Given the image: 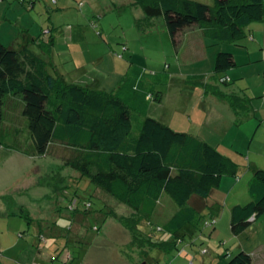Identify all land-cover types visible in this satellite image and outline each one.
I'll return each mask as SVG.
<instances>
[{
	"label": "rangeland",
	"instance_id": "rangeland-1",
	"mask_svg": "<svg viewBox=\"0 0 264 264\" xmlns=\"http://www.w3.org/2000/svg\"><path fill=\"white\" fill-rule=\"evenodd\" d=\"M45 1L47 6L39 4L36 10L43 8L44 24L51 26L54 20V26L59 31L55 33L57 45L54 53L55 62L59 65L50 63L49 69L53 73H60L67 82L117 92L123 84L131 83L133 78L129 71L131 64L140 66L148 74L155 72L162 74L169 65H172L167 70L170 74L175 72L173 70L176 66L183 63L178 53L181 51V45H185L184 36L176 46L163 17L154 18L152 31H139L135 18L142 16L144 12L137 4H131L133 0L64 2L60 0L59 4L56 0ZM200 1L214 3V0ZM33 24L31 34L35 37L39 35L42 24L37 21ZM72 27H75V37L71 35ZM44 34L46 40L51 38L48 33ZM20 39L19 44L29 42L34 51L42 54L44 58L48 57L49 60L51 54L37 41H33L32 37L30 41L23 35ZM246 39L247 37H244L238 42ZM235 44L228 43L232 46ZM261 65H264V61ZM182 77L185 78V75ZM253 78L254 86L264 82V77L260 78L257 73ZM180 82L181 75H177L172 85L170 81L165 83L163 85L166 89L165 98L167 96L168 98L162 102L161 107L148 102L150 109L154 105V112L155 108L162 114L167 113L168 116L176 112L178 115L186 112L188 117L193 102L188 103L185 100L179 102L176 96L190 95V86ZM157 91L156 88L155 92ZM247 92L254 97L250 90ZM257 92L259 94L257 93L253 101L260 109L263 107L264 94L262 95V88ZM194 96L196 102L198 95ZM15 104L16 101H11L9 108H6V112L9 113L4 123L5 143H11L12 140L14 142V139L18 138L27 149L32 143L28 132L21 131L17 136L10 130L13 125L22 123L20 106L15 108L13 106ZM132 106L134 113L138 115L140 111H144L138 103ZM246 113L248 114L247 111L242 114L237 125V129H241L242 132L238 133L236 130V140L234 131L225 136L222 131L215 133L219 138L224 136L226 144L236 142V150L243 155H239L242 157L241 171L237 176L223 177L224 181L220 188H214L208 197L193 195L189 204L198 211V219L196 224L189 225L184 231L183 241H179L178 246L170 251H165L160 246H149L146 248V258L139 261V264H227L241 251L252 255L253 264H264V215L256 218L250 227L239 235H235L231 229L232 207L236 202L246 204L252 199L249 186L255 180V174L248 167V157L253 158L251 161L257 160L259 166L264 169V118L262 115L253 116V111L247 116ZM250 116L251 118H248ZM259 122L262 124L256 132L255 128L259 126ZM219 138L216 137V141ZM10 150L0 146V251L6 242L20 237L19 231L25 233L26 238L34 240L38 238L41 230H46L45 234L48 235L49 229L61 225L68 228L75 221L83 228L86 243L78 244L74 241L67 248L63 245V250L61 253L58 251L53 260L59 255L60 260H65L70 248L78 257L82 254L81 250L89 254L91 251L101 249L103 253L98 260L99 264H132L130 260L124 259L127 256L121 250L123 247L121 242L126 237L123 236L121 240L113 234L118 228L125 231L124 226L115 217L101 218L107 211L106 204L113 203V207L111 206L113 210L119 214H127L130 210L126 204L98 188L85 177L76 180L71 176L76 170L64 166L63 159L58 156L53 154L29 156L22 152H14L15 154L9 158ZM53 151L65 153V147L55 145ZM227 178L232 181L229 185L226 184ZM164 195L176 209L179 208L169 194ZM58 207L61 208V212L57 210ZM25 212L31 213L34 220L17 215ZM73 213L78 216L75 220L72 219ZM172 214L173 211L169 214L157 213L149 231L165 241L164 236L167 233L158 229V225L162 227ZM148 222L145 225L150 223ZM96 225L100 230L94 229ZM147 227H144L145 231H148Z\"/></svg>",
	"mask_w": 264,
	"mask_h": 264
},
{
	"label": "trees",
	"instance_id": "trees-1",
	"mask_svg": "<svg viewBox=\"0 0 264 264\" xmlns=\"http://www.w3.org/2000/svg\"><path fill=\"white\" fill-rule=\"evenodd\" d=\"M133 1L142 7L146 19L164 18L176 46L182 33L193 27L214 42H237L250 24L264 20V0H214L213 4L200 0ZM52 41L42 45L51 49ZM235 65L233 53L220 51L215 72L224 74ZM132 77L138 93L142 80ZM222 78L204 83L206 91L226 99L236 112L248 110L245 97L221 89L231 84L230 79ZM151 91L147 98L156 100L155 91ZM11 101L22 110L23 120L15 134L28 132L32 143L27 149L18 138L5 143L6 108ZM133 108L128 98L117 92L67 82L61 74L51 72L46 59L27 45L14 49L0 42V146L29 156L60 157L64 166L132 209L128 215L112 213L132 232L134 243L170 251L183 241L187 227L196 224L198 211L189 204L193 195L208 197L224 176H237L240 166L198 135L174 130L156 117L146 116L136 130L140 114ZM55 145L64 146L65 153L53 151ZM254 174L249 186L252 199L231 210L235 235L264 215V169ZM165 193L179 208L162 227L158 225L171 234V240L154 242L142 233L140 225L143 221L153 223ZM20 214L29 218L27 212ZM227 264H253V257L241 251Z\"/></svg>",
	"mask_w": 264,
	"mask_h": 264
},
{
	"label": "crops",
	"instance_id": "crops-1",
	"mask_svg": "<svg viewBox=\"0 0 264 264\" xmlns=\"http://www.w3.org/2000/svg\"><path fill=\"white\" fill-rule=\"evenodd\" d=\"M62 1L64 2L65 0ZM56 2L59 4L60 0H56ZM39 4L47 6L45 0H0V42L14 49H20L23 46L27 45L33 50L32 45L27 41H24L23 44H19L21 40L20 37L22 35L29 41L32 37L33 41H37L40 46L44 47V49L51 54V59L49 58L48 60V57L44 58L42 54L36 51L35 52L46 59L47 62L49 61V64L51 63L55 66H58L59 64L55 62L54 53L57 45V35L55 33H58L59 31L54 26V20H52L53 25L51 26L44 24L43 8H40V10H36ZM131 4H134V1H131ZM34 21L42 24L39 30V35L35 37L33 34H31V31L34 27ZM135 22L137 25V29L141 32L147 30L150 32L154 27V18L146 19L145 12L142 16L136 17ZM72 30L73 32L71 33V35L72 37H75V27H72ZM44 33H48L49 35H51L50 39H53V45L51 49H49L48 46L42 45V43L46 44L50 41V39L46 40V34ZM62 34H64L63 31ZM183 36V42L185 43V45H181V51H179L178 53L179 56H181L183 63H180V66H176V68H174L173 71L175 72L168 74L169 71L167 70L172 67V65H169L168 69H165V72L162 74H159L157 72H155L154 74H148L146 73V71H143L140 66L136 67V65L131 64V66L129 67V71L134 76V79L140 77L142 80L139 86L141 88V91L136 93V91L133 89L134 82L131 78V83L123 84V86L119 88L117 93H121V95L123 94L125 97H127L132 105L138 103L143 108L144 111H140V118H138L139 120L135 123L136 130H139L141 122L146 116L156 117L166 124L170 125L174 130L189 132L198 135L202 139L211 143L222 153L232 158L239 164V166H241L242 157H239V155H243L242 153L240 154L238 150H236V142L233 144H226V138L223 137L234 131L236 140V130L238 133L242 132L241 129H237V125L239 123V120L241 119L242 114H244L245 111L248 112V114L246 113V116L249 115V112L253 111V116L256 117V115H262L261 117L264 118V101L262 103L263 107L260 109H258L257 105L253 101V98H255L258 93L257 90H259L260 88H262V95L264 94V82H262V84L258 86L253 85V75L255 73H257V76H260V78L264 77V65H261L264 61V20L253 22L246 28V35L244 37H247V39L243 40V43H239L238 41L214 42L206 38L202 30L198 27H193L185 30L182 33V39ZM228 43L236 44L235 46H232L228 45ZM18 45H21L19 46L20 48L18 47ZM220 51L231 52L234 54V57L236 59V65L233 68L229 69L226 73L221 75L215 72L216 57ZM193 68L196 69L193 70ZM57 69H59V67H57ZM177 75H181V84L190 86V95L186 97L182 95H180L181 97L179 95L176 96L179 102H182L184 100L188 103L193 102L192 109L189 111V116H186V112L182 113L181 115H178V113L176 112L168 116L167 113L162 114L161 111L157 110L156 108V111L154 112V105L156 107H161L163 106L162 102L168 98V96L165 98L166 89L163 85L168 81H170L172 85ZM184 75L185 78L182 77ZM223 76H228L231 84L229 86H221V89L226 93H233L241 97H245V100L249 104L248 110L236 112V110L226 99L214 94L213 92L206 91L207 89L204 86V83H217L216 80H219ZM156 88L158 89V91L154 92V96L155 98L156 96L158 98L156 100H149L146 93L151 91V89H153L151 91L153 92ZM249 90L250 93L254 95V97L248 94L247 91ZM192 93H194V95H198L196 102H194L195 96L192 95ZM148 102H152L154 104L151 109L150 105H148ZM248 118H251V116ZM258 124L259 126L255 128V130L257 129L256 132L260 129V125L262 124V122H259ZM17 126L19 125H13L10 130L17 132ZM216 131L224 132V136L219 138V136H216L215 134ZM216 137L219 138V140L216 141ZM14 152L22 151L10 150L8 153V157L11 158L15 154ZM251 159H253L251 158V156L250 158L248 157V167L255 173V170L261 167L259 166L260 164L259 162H257V160L251 161ZM240 171L241 169L239 168V172ZM71 176L76 178V180L83 178L78 171H76ZM223 181L224 179L222 178L221 183ZM231 183L232 181H229V178H227L226 184L229 185ZM220 186L218 188H220ZM237 201H239V199ZM236 204H241V202H236ZM111 206L113 207V203H110V205L106 204L107 211L103 213L104 215H102L103 217L101 218H106L108 216L114 217L112 211L116 213L118 211L113 210ZM57 210L61 212L60 207H58ZM129 210V213L124 215L132 213V209L129 208ZM177 210L178 209H176L164 195L158 205L157 213L160 214L162 212H165L166 214H169L173 211L174 214ZM126 211L128 212V209H126ZM27 213L29 215V219H31L32 221L33 216L31 215V213ZM17 215L23 217V215L21 214ZM73 218L75 220L78 218V216L73 213L72 219ZM147 222L148 221H143L140 225L142 233L146 237L148 236V238H151V241H163L162 237H159L158 235L155 236L151 233V231H149L152 223L148 222L149 227H147L148 225H145L147 224ZM120 223L124 226L122 222ZM144 225L148 228V231H145ZM124 228L125 231L119 228L115 229L113 234H115L117 238H121V240L123 239V236L126 237L125 240L123 239L121 242L123 246L121 250L127 256L124 259L130 260L132 264H139V261L146 258V248L149 247V244L134 243L132 232L128 228H126V226H124ZM94 229L100 230V227L96 225L94 226ZM45 231L46 230H41L38 238L34 240L26 238L27 236L24 235L25 233L19 231L20 235L18 234V236L20 237L18 239H14L12 241L10 238L11 242L8 241L4 244V246H1L0 260H2V264H99L98 260L103 253L101 249L91 251L89 254L81 250L82 254H79L80 257H78L70 248V251H68L65 260H60V255L58 258L56 257V260H53L55 259L54 257L58 253V251L59 253H61L60 251L63 250V245H65V247L67 248L70 247L69 244L74 241L78 244L86 243L83 228L75 223V221L68 228L61 225L49 229L48 235L45 234ZM41 235L45 236V240H42ZM164 238L165 240H171V234L167 233ZM81 247L82 246H80V248ZM3 257H5V259H2Z\"/></svg>",
	"mask_w": 264,
	"mask_h": 264
},
{
	"label": "built area",
	"instance_id": "built-area-1",
	"mask_svg": "<svg viewBox=\"0 0 264 264\" xmlns=\"http://www.w3.org/2000/svg\"><path fill=\"white\" fill-rule=\"evenodd\" d=\"M125 49H127V47H125ZM229 78L228 77H223L221 80L222 81H225V80H228ZM216 222V220H214V223ZM159 229H161L162 230V228H159ZM41 238H42V240H45V236L44 235H41ZM1 257V256H0Z\"/></svg>",
	"mask_w": 264,
	"mask_h": 264
}]
</instances>
